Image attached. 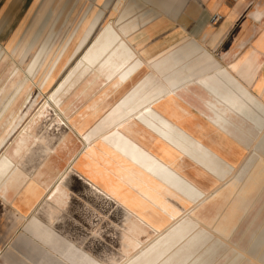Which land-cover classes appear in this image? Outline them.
<instances>
[{"label": "rangeland", "instance_id": "1", "mask_svg": "<svg viewBox=\"0 0 264 264\" xmlns=\"http://www.w3.org/2000/svg\"><path fill=\"white\" fill-rule=\"evenodd\" d=\"M36 2L37 0H0L1 88H3V83L9 73L14 69L13 67L19 63V58L11 55L10 48L15 46L16 43L21 44L23 48L35 34L42 31L48 15L51 18L50 25L40 34L36 47L39 49L49 39L40 59L41 61H39L40 64L44 62L43 58L49 51L57 49L54 53L57 58L63 54V47L67 45L69 40L68 36L78 28L81 21L91 14L93 9L97 8L102 11L103 17L95 31L96 33H92L90 36L91 39L90 37L86 39L82 49L70 64L62 69V60L59 62L57 60L55 61L54 71L57 73L60 72L56 79L45 78L41 80V76L32 78V91L30 95H23L18 102L21 104L19 105L20 108L18 107L19 110L17 108L18 114L15 121L19 122L21 120L20 118L23 119L19 125L20 127L18 126L17 128L18 130L8 137L7 146L4 150H1L2 154L0 159L5 158L8 153H11L12 142L29 130V134L37 135L38 146L33 148L32 152L26 156V160L24 159L20 163V169L26 175L30 172L27 175V180L40 179L43 172L41 169H45L42 164H52L53 171L50 176H42V179H48L47 184H49V188L45 196L38 202V207L36 206L29 212H24V210L17 208V206L11 203L12 197L17 195L13 189H8L5 193L0 191V264H90V261L93 264H113V258L119 260L121 263H124L128 259L129 256H126L123 253L124 250H121L123 249L121 239L122 231L125 229L127 216L123 208L126 205L135 203V201L127 200L124 203L113 202L117 201V199L105 189L106 183L102 180L98 181L94 179L93 176L95 174L93 170L102 168V170H105V173H113L111 170L116 168L118 164L112 154L107 153L106 149L99 145L98 142H95L100 140L105 134L110 133L118 124L127 120L128 115L126 113L124 114V110L130 103H134L138 99L137 97L143 93L147 92V96L151 98L154 93L160 90L163 91L161 98L169 103L167 105L168 119L181 128L193 140L200 141L212 150L224 164L233 166L234 172L232 176H237H231L227 181L218 183V179L214 175L203 171L196 165L199 163L198 161L181 156L183 158L177 165L181 168H176L175 170L196 184L208 196H211L217 189L222 188L224 185L231 184L234 178L239 182L241 180V173H244L246 178L249 175L256 174L254 168L258 162L257 158L262 155L264 160V153H257L258 146L264 139V133H255L250 137V141H243L241 139V133H235L234 138V135L230 134L228 136L227 133L221 132L218 127H214L210 122L212 118L209 116V110L202 104L203 98L212 99L204 92V87L193 85L189 87L191 92L186 94L180 90L183 88L180 86L178 88L180 91H177L176 94L180 95L183 101L170 99V96L177 98L176 95H172L174 93L171 91L172 82L175 81L182 85L184 82L176 78H184L183 74H186L185 72L187 71L189 72L187 69L185 70L175 66L178 58L174 52L172 55V53L169 54L170 51L167 53L161 51L163 47H177L176 43L178 42V38L171 34V36L153 37L154 40L152 42L150 41L149 47L139 53V56L142 58L140 59L144 63L143 70L139 72L135 79L133 78L130 85L125 88L126 90L121 91L122 94L119 93L115 96L114 93L108 92L104 96L100 94L103 87L99 90L98 88L92 89L87 93H84L85 90L81 91L83 88L74 93L72 92V95L68 92L65 95L63 111L59 112L60 110L55 107L50 112V118L44 119L41 122L38 117L40 111L44 106H48V103L54 105L51 96L56 92L60 83L64 81L65 75H68L70 69L75 68L78 62L84 58L88 49L94 44V37H96L98 31L109 24L116 23L117 17L126 6L122 5L116 10L114 9L115 4L111 0L98 7L95 0H42L35 6ZM112 13H114L113 16ZM211 23L213 24L212 19ZM115 26L118 28V25ZM167 27H169V22L158 19L153 24H150L147 30L141 29L138 33H159L161 29H166ZM15 34L19 35V37L13 43L12 40ZM147 50L150 54L155 52L158 54H154L155 57L153 56L151 59L149 57L146 58L145 53ZM199 60L202 62L201 68L190 70L189 73L192 74V77L200 76L199 73L207 69L208 65L206 63L212 61V58L209 56L206 57V54H204L200 56ZM187 80L189 81V78ZM132 90L133 94L131 97L129 96L128 102L120 105V111L115 110L119 107L116 104ZM101 95H103V101H100L97 106V112L91 113L92 109L90 106L93 103L90 102ZM3 96L4 92L0 94V107ZM107 96L109 100H107ZM104 104H108V109L101 111L100 109L103 108ZM159 106H161V103ZM58 118L64 120L63 123L65 126L60 127L59 130L54 128V126L51 128L49 126L51 121ZM12 120L13 118L11 116L7 118L6 123ZM84 133L86 136L82 135ZM89 150L94 151L95 154H88ZM153 150L157 149L153 148ZM47 151L48 154H45ZM94 163H97L98 166L94 165ZM62 174H66L65 185L70 193L69 196L71 195L70 200L67 207L61 209L56 214L54 224H49L46 216L48 195L56 187L57 179ZM238 174L240 175L238 176ZM47 184L45 187H47ZM101 190L105 192V195L98 192ZM137 191L130 192L132 195L129 194L131 197H136L138 195ZM125 194L128 193L123 191L120 195L125 198ZM164 195L171 204L179 209L181 208L180 210L182 212L180 216H183L190 209V206L187 205L185 200L173 197L174 195L176 196L174 192L172 193L170 190H167ZM205 198L203 196L201 200L197 199L194 204L198 205ZM249 201L251 206L250 212L240 224L237 236L232 239L235 245L239 243L244 247L255 239L253 237L254 234L264 230V183L261 184L256 193L249 195ZM215 209L216 207L208 209L207 216L214 213ZM36 219L44 226L50 227L52 232L44 234L42 228L39 227L38 229ZM150 219H157L162 222L166 219V215L160 214L159 216L155 214ZM172 223V221L165 223V228L170 227ZM40 229L41 233L38 231ZM44 235L46 237L53 236L52 242L44 243ZM232 244L228 248L224 246V251L221 253L222 257L232 248ZM262 257L264 258V253ZM223 260H218L216 264H222L224 262ZM252 262L253 264H264V262Z\"/></svg>", "mask_w": 264, "mask_h": 264}, {"label": "bare ground", "instance_id": "2", "mask_svg": "<svg viewBox=\"0 0 264 264\" xmlns=\"http://www.w3.org/2000/svg\"><path fill=\"white\" fill-rule=\"evenodd\" d=\"M41 1L37 0L35 6ZM129 14V11L121 13L117 17L116 23L114 22L115 24H109L98 31L92 47L88 49L76 67L70 69L68 75H65L64 81L60 83L56 92L51 96L54 105L48 103V106H44L40 111L38 117L41 122L50 118V112L55 107L60 110L59 112L63 111L65 95L68 92L72 95V92L83 88L81 91L85 90L84 93H87L92 89L98 88L99 90L103 87L100 94L104 95L111 92L116 96L129 86L133 78L135 79L143 70L144 63L139 53L144 50H140V46L134 43L136 39L129 35L132 30L139 26L140 22L136 20L127 21ZM113 15L114 13H112ZM47 18L42 31L50 25L51 18L49 15ZM101 19L102 14L94 11L92 15L81 21L78 28L68 36L69 40L67 45L63 47V54L57 58L54 54L57 49L49 51L41 64L39 61H41L49 40L39 49L36 48L42 31L35 34L25 45L23 44V48L21 44L17 43L10 48L11 55L17 56L19 63L13 67L14 69L7 76L3 88L0 87V94L4 92L0 107V156L1 150L7 146L8 137L18 130L17 128L23 119L20 118L19 122L15 121L21 104L18 102L23 95H30L32 78L41 76V80L45 78L55 80L60 73L54 71L55 61L62 60V69L70 64L82 49L86 39L96 31ZM125 21L126 23H123ZM115 25H118V28ZM18 37L19 35L15 34L14 39H11L12 42L15 43ZM141 45L143 44L141 43ZM145 54L146 58L149 57V59L154 55L148 51ZM1 58L2 53H0V62ZM172 87L177 90V85H172ZM162 93L160 91L158 95L151 98L147 96V92L141 94L140 98L134 103H130L124 110V114L128 115L127 120L118 124L110 133L105 134L95 142L106 149L107 153L112 154L118 164L116 168L111 170L113 173H105L102 168L93 170L94 179L106 183L105 189L117 199L113 202L135 201V203L123 208L127 216L125 229L122 231L123 249L121 250H124L123 253L129 257L124 263L113 258V264H216L220 259H224L222 264H253L252 261H256L254 255L247 253L248 248L246 246V250H244L243 245L239 243L235 245L232 239L238 234L236 226L247 216V213H243L239 207L233 205V202L241 197L242 192L255 189V187L248 186L250 183L247 182L239 183L235 179L229 185L227 193L222 194L218 191L198 205L194 204L195 199L204 196L206 193L175 170L181 168L177 166L181 156L198 161L199 163L196 165L203 171L214 175L218 179V183H223L228 178V173H233L234 169L233 166L224 164L212 150L200 141L193 140L181 128L163 116L158 110V105L163 102ZM132 94L133 90L129 91L122 100L120 99L121 101L116 104L119 107L115 110L118 111L121 104L128 102V98ZM103 95L90 102L93 103L90 106L91 113L97 112V106L100 101H103ZM107 100H109L108 96ZM107 105L104 104L103 108L99 109L101 111L107 110ZM11 116L13 120L6 123L7 118ZM63 122L62 119H54L49 126L51 128L54 126L59 130L60 127L65 126ZM220 129L224 131L225 128L221 127ZM28 132L30 131L21 134L17 140L12 142V152L0 159V191L5 193L6 190L13 189L17 195L12 197L11 203L24 212L33 210L45 196L49 184H47L48 179H42V176H50L53 171L52 164H42L45 169H41L43 172L40 179L27 180V175L30 172L26 175L20 169V163L24 159L26 160V156L32 152L33 148L38 146L37 135ZM82 135L86 136L85 133ZM46 141L48 140L46 139ZM153 148H156L157 152H154ZM45 154H48V151ZM88 154L95 153L89 150ZM94 165L98 166L97 163ZM94 168L96 167L94 166ZM65 175L62 174L57 179L56 187L48 195L46 216L49 224H54L56 214L61 209H65L70 200L71 195L69 196L70 193L65 185ZM236 176L234 175V177ZM251 177L249 175L247 178ZM46 184L47 187H45ZM135 190H138V195L131 197L130 192ZM167 190L176 194L173 196L174 198H182L190 206V209L183 216H180L181 208L175 207L165 197L164 194ZM123 191L128 193L125 194V198L120 195ZM98 192L105 195L102 190ZM225 200L230 202L229 205L220 207L221 202ZM216 205L218 212L207 216L208 209ZM155 214L159 216L164 214L166 219L162 222L157 219H150ZM170 221L173 223L166 229L165 223ZM36 223L38 229L39 227L43 229L44 234L52 232L50 227L44 226L40 221L37 220ZM38 231L41 233V229ZM53 238V236H45L43 242H52ZM231 244L233 245L232 248L222 257L221 253L224 251V246L228 248L231 247ZM90 264L93 263L90 261Z\"/></svg>", "mask_w": 264, "mask_h": 264}, {"label": "crops", "instance_id": "3", "mask_svg": "<svg viewBox=\"0 0 264 264\" xmlns=\"http://www.w3.org/2000/svg\"><path fill=\"white\" fill-rule=\"evenodd\" d=\"M109 1L95 0V3L98 7ZM111 1L115 4L114 9L116 10L122 5L126 6L121 13L130 12L127 21L136 20L140 22L139 26L129 33L130 37L136 39L134 43L140 46V50L148 48L150 41L154 40L153 37L172 35L178 38L177 47L167 46L163 47L161 51L163 53L170 51L169 54L172 53L173 55L174 52L177 55L176 67L187 69L190 72V70L201 68L202 62L199 60L201 55L206 54V57L212 58V61L206 63L207 69L199 73L200 76L192 77V74L187 71L186 74L182 73L184 78H176L184 82L182 85L175 81L172 82L173 85L179 86L177 90L170 87L171 91L174 92H171L172 95L177 96V98L170 96L171 100L183 101V98L176 94L177 91L182 90L187 94L191 92L189 87L193 85L204 87V92L212 99L203 98L202 104L209 110V116L214 123L212 120L210 122L214 127H218L221 132L227 133L228 136L241 133L243 141L249 140L255 133H264V0ZM94 11L102 14L103 17V12L97 8L93 9L90 15ZM216 15L223 19L217 24H212L211 19ZM158 19L169 22V27L154 34L138 33L141 29L147 30V27ZM153 56L155 57V55ZM180 86L183 88L178 90ZM160 91L154 93L153 96L158 95ZM140 97L141 95L137 98ZM168 104L163 99L161 106L158 107V110L167 119ZM221 127L225 128L224 131L220 129ZM260 152L264 153V139L257 149V153ZM182 158H179L177 165ZM257 159L258 162L254 168L256 174H252L251 178H246L245 174L242 173L241 180H239V183H250L248 186H253L255 189L242 192L241 197L233 202V205L247 214L251 207L249 195L256 193L261 184L264 183V175H262L264 173V160L262 155ZM232 174L231 172L228 173V178L225 181ZM229 185L231 184L224 185L214 193L218 191L222 194L227 193ZM204 196L206 197L205 201L212 195L205 194ZM202 197L197 199L201 200ZM229 203L225 200L221 202L220 207H227ZM214 207H216L214 212L216 214L218 212L217 205L209 209ZM242 221L236 226L237 229H239ZM253 237L255 239L246 245L247 253L254 255L255 260L259 263L264 262L262 257L264 253V230L254 234ZM243 248L246 250L245 247Z\"/></svg>", "mask_w": 264, "mask_h": 264}, {"label": "built area", "instance_id": "4", "mask_svg": "<svg viewBox=\"0 0 264 264\" xmlns=\"http://www.w3.org/2000/svg\"><path fill=\"white\" fill-rule=\"evenodd\" d=\"M222 17L221 16H218V15H216V16H214L213 18H212V22H213V24H217V23H219L220 21H222Z\"/></svg>", "mask_w": 264, "mask_h": 264}]
</instances>
